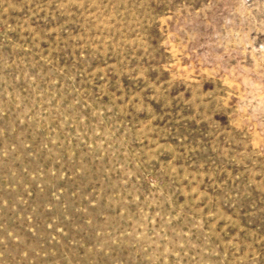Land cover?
<instances>
[{
	"label": "rangeland",
	"instance_id": "374dc122",
	"mask_svg": "<svg viewBox=\"0 0 264 264\" xmlns=\"http://www.w3.org/2000/svg\"><path fill=\"white\" fill-rule=\"evenodd\" d=\"M0 264H264V0H0Z\"/></svg>",
	"mask_w": 264,
	"mask_h": 264
}]
</instances>
